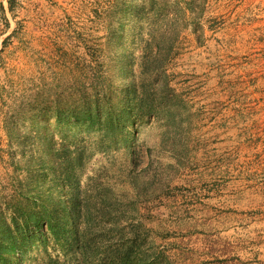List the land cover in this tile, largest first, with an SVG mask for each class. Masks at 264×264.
I'll list each match as a JSON object with an SVG mask.
<instances>
[{"label":"rangeland","instance_id":"374dc122","mask_svg":"<svg viewBox=\"0 0 264 264\" xmlns=\"http://www.w3.org/2000/svg\"><path fill=\"white\" fill-rule=\"evenodd\" d=\"M0 264H264V0H0Z\"/></svg>","mask_w":264,"mask_h":264}]
</instances>
